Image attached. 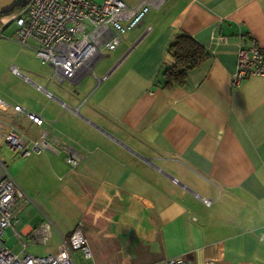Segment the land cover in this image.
<instances>
[{
	"label": "crops",
	"instance_id": "0c3cea01",
	"mask_svg": "<svg viewBox=\"0 0 264 264\" xmlns=\"http://www.w3.org/2000/svg\"><path fill=\"white\" fill-rule=\"evenodd\" d=\"M23 1L0 0V13ZM2 20L14 34L11 15ZM179 33L209 55L168 82ZM251 37L264 52V0H164L93 74L57 81L40 61L41 71L5 67L11 82L0 96L40 112L41 126L20 128L34 138L45 130L58 152L13 155L8 171L31 201L19 204L4 244L46 255L79 226L91 258L73 251L75 264H264V76L231 83L238 45ZM66 146L76 167L64 160ZM46 220L41 243L32 233Z\"/></svg>",
	"mask_w": 264,
	"mask_h": 264
},
{
	"label": "built area",
	"instance_id": "2783aa9c",
	"mask_svg": "<svg viewBox=\"0 0 264 264\" xmlns=\"http://www.w3.org/2000/svg\"><path fill=\"white\" fill-rule=\"evenodd\" d=\"M164 0H139L127 5L122 0H28L23 8L11 17L15 23L14 38L28 46L42 64L51 66L57 81L69 74L92 73L93 64L107 52L114 50L128 31L140 25L151 7H158ZM0 19V36L3 29ZM150 29V26H147ZM237 49L232 85L252 76H264V52L254 38L243 40ZM11 72L22 75L11 65ZM106 76H102L105 78ZM40 88L39 85H37ZM50 96V92H46ZM23 120L41 126L44 118L40 112L24 105L11 104L0 96V142L13 155L58 152L55 140L43 130L38 137H29L21 128ZM65 162L71 167L79 163L69 147H64ZM31 201L10 175L6 160L0 156V264H75L73 251L83 258H91V251L82 229L77 226L68 237L60 236L56 252L33 255L24 250L14 252L3 241L6 227L12 226L19 204ZM205 204L210 200L203 199ZM52 224L46 220L32 235L41 243L49 237ZM161 264H216L205 258L192 262L183 258H167Z\"/></svg>",
	"mask_w": 264,
	"mask_h": 264
},
{
	"label": "trees",
	"instance_id": "16d2710c",
	"mask_svg": "<svg viewBox=\"0 0 264 264\" xmlns=\"http://www.w3.org/2000/svg\"><path fill=\"white\" fill-rule=\"evenodd\" d=\"M27 1L24 0L22 3L15 5L14 12H12V9L1 12L0 19L2 20L3 17L8 15L12 17L23 8ZM168 53L174 63L165 68L164 75L168 82L173 80L179 83L182 82L187 70L204 61L209 55L202 45L183 33H179L174 37L168 47Z\"/></svg>",
	"mask_w": 264,
	"mask_h": 264
},
{
	"label": "rangeland",
	"instance_id": "374dc122",
	"mask_svg": "<svg viewBox=\"0 0 264 264\" xmlns=\"http://www.w3.org/2000/svg\"><path fill=\"white\" fill-rule=\"evenodd\" d=\"M12 28L13 25L9 23L0 36V85L5 86L11 82L9 75L4 70L9 64H15L18 67H20L18 64H25L30 69L36 71H41L44 68V65L39 62L30 48L20 45L13 40L15 38ZM0 156L6 160L8 170L11 171L13 167V153L2 142H0Z\"/></svg>",
	"mask_w": 264,
	"mask_h": 264
},
{
	"label": "water",
	"instance_id": "95a60500",
	"mask_svg": "<svg viewBox=\"0 0 264 264\" xmlns=\"http://www.w3.org/2000/svg\"><path fill=\"white\" fill-rule=\"evenodd\" d=\"M45 92H48L46 88H44ZM175 182H178L176 179H174ZM180 183V182H179Z\"/></svg>",
	"mask_w": 264,
	"mask_h": 264
}]
</instances>
